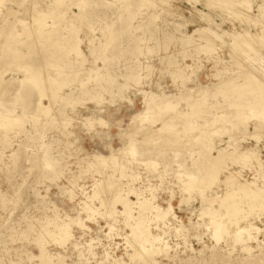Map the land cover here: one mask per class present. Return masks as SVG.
Returning a JSON list of instances; mask_svg holds the SVG:
<instances>
[{"label": "rangeland", "instance_id": "rangeland-1", "mask_svg": "<svg viewBox=\"0 0 264 264\" xmlns=\"http://www.w3.org/2000/svg\"><path fill=\"white\" fill-rule=\"evenodd\" d=\"M225 1L63 0L60 5H56L55 0L0 1V71L9 65L3 78H15L16 83L26 67L34 72V67H43L40 71L47 85L45 92L55 93L51 103L47 98L40 101V105L49 108L47 113L34 109L22 116L21 109L16 108L13 115H20L21 122L6 128L0 126V264H39L37 238H41L45 253L53 259L51 264H114L116 259L120 264H144L127 257L131 250L125 238L130 230L122 216L115 215L114 221L107 219L98 200L89 197L94 183L109 176L120 183L123 190L136 189L140 198L153 201L160 209L170 206L165 222H151L149 226L167 251L155 256L156 264H264V249L260 252L255 249L254 255L247 257L238 243L226 248L230 249L229 254L223 240L215 245L207 211L217 209V206L216 203L209 206L206 199L222 195V185H213L204 190L202 196L198 183L193 185V190L186 187V191L181 187L186 180V171L192 170L193 166L194 170L196 167L200 170L199 180L211 170L214 162L203 159V153L215 157L217 149L225 148L226 152H231L234 148V141L230 145L228 135L216 130L231 128L229 122L209 126L214 133L210 132L213 133L211 139L204 143L194 139L204 135L198 131L186 132L183 124L188 120L202 127L205 122L225 113H230L231 121H234L233 115L237 111L227 106L238 95L231 89L222 94L223 83L232 81L237 85L260 71L264 74V64L258 59L264 47L257 46L262 51L255 47L257 52H254L246 49L244 42L252 43L255 38L251 40L250 36L261 34V28L264 31V12L262 15L258 11L264 0H250V6L240 4L239 0ZM49 10L54 11L55 18L47 16L39 21L36 13ZM242 17L245 18L243 22ZM42 22L46 23L45 28ZM22 25L28 28L22 31ZM53 28L58 31L51 34L58 50L65 49V37L70 36L69 43L76 39L74 42L81 56L70 49H67L68 55L56 54L53 44L43 46L44 39L50 35L48 31ZM246 33L250 36L245 37ZM205 37L211 39L212 45L206 51ZM244 44L242 48L239 46ZM32 50L33 53L29 52ZM48 63L57 64L60 69L46 67ZM65 66L67 69L63 68ZM60 77L65 80H59ZM17 87L11 84L7 89ZM201 90L206 92L201 95ZM151 95L160 96V99L156 97L157 101L149 105L153 109L149 115L145 111ZM254 96L258 95H253L250 100ZM3 99L8 101L6 107L16 106L20 101L15 96L12 99L11 95H5ZM164 102H175L177 107L174 110L157 108ZM240 106V112L249 114L248 106ZM181 112H189L188 117H181ZM254 124V121L240 124L232 135L242 137L238 151L250 149L256 153L262 164L258 172L264 175V127L255 129ZM163 125H174L177 132H158ZM254 133L257 138L253 137ZM129 137L137 143L136 154L122 157L119 151ZM147 138L151 140L144 141ZM166 140H177V143ZM43 152H47L54 165L46 163L42 166L39 157ZM112 154L117 161L115 166L108 160ZM95 157L107 160L98 164ZM227 163V170L235 173L238 181L255 179L258 185L264 183L253 168L238 162ZM96 164L99 165L97 168L94 167ZM224 174L222 172L218 177L222 178ZM129 199L134 201L135 197L129 196ZM84 205H91L98 211L87 219V213L82 211ZM120 207L116 205V211H121ZM244 213L240 215L260 229L255 235L264 244V208L261 212L255 209ZM70 218L78 219L84 225V229L80 225H70L71 242L76 246H70L69 242L58 246L44 234L45 230H53L49 224L51 220L61 224ZM247 220L237 225L227 223L226 230L228 227L233 231ZM222 221H225L223 216ZM151 244L157 245V242ZM250 244L255 246L254 242ZM220 250L223 257H210L212 252L219 253ZM165 253L168 254L164 257L162 254ZM57 255H63L62 261H56Z\"/></svg>", "mask_w": 264, "mask_h": 264}, {"label": "bare ground", "instance_id": "bare-ground-1", "mask_svg": "<svg viewBox=\"0 0 264 264\" xmlns=\"http://www.w3.org/2000/svg\"><path fill=\"white\" fill-rule=\"evenodd\" d=\"M1 1V0H0ZM34 1V0H33ZM63 0H55V4L56 5H60V3L62 2ZM227 1V0H226ZM226 1L224 3H226ZM249 1L250 0H239V3L240 4H243L245 6H248L249 5ZM54 2V1H53ZM79 3V2H78ZM237 3V2H236ZM54 4V3H53ZM214 4V3H213ZM51 5V4H50ZM223 5V4H222ZM225 5V4H224ZM244 6L245 9H247L246 7ZM250 6V5H249ZM24 7V6H23ZM22 7V8H23ZM54 7V6H53ZM35 8V7H34ZM37 8V7H36ZM250 8V7H249ZM48 9V7H47ZM26 10V9H24ZM28 10V8H27ZM36 10V9H35ZM33 9V11H35ZM40 10V9H39ZM43 10V9H41ZM46 10V9H45ZM249 10V9H248ZM258 11H260L259 13L261 12H264V4L259 6V9ZM36 12H40L37 11ZM54 11L52 10H49L47 12H42L38 15L37 14V18L40 20H44V18H46L47 16H52V18L55 16ZM249 12V11H248ZM247 12V13H248ZM35 14V13H34ZM237 14V13H236ZM262 14V13H261ZM264 14V13H263ZM262 14V15H263ZM243 15V14H241ZM245 15V14H244ZM247 15V14H246ZM245 15V16H246ZM36 16V15H35ZM238 16V15H237ZM249 16V15H248ZM252 17V16H251ZM251 17H248L249 18V21H251ZM35 18V17H33ZM243 18L242 17V22H243ZM253 18V17H252ZM31 20V19H30ZM254 20V19H253ZM244 21H245V18H244ZM248 21V22H249ZM255 21V20H254ZM38 22V21H37ZM27 23V22H26ZM44 22H42V27L45 28L46 26V23L43 24ZM20 25V24H19ZM23 26V25H22ZM27 26V25H26ZM26 26H23L22 27V31L25 29H27L28 27ZM70 26V25H69ZM68 26V27H69ZM40 27V26H38ZM41 27V28H42ZM52 28V27H51ZM219 28V27H218ZM264 28V27H263ZM55 28H53L52 30H49L48 32L50 33L49 36H47L43 43H45L43 46H51L52 44L54 46H56L55 43H53V40H52V37L51 34L52 33H57L58 31L57 30H54ZM48 30V29H47ZM262 32L261 34L255 36V37H251L250 35H248L246 33L245 37L246 36H250L251 40L253 38H255V41L252 40V43L254 41V45L252 43H248L247 41H244L246 42V49L247 48H250V51H256L255 49L258 48V50L261 48V47H264V31L263 29L261 28ZM249 32V31H248ZM225 33V32H224ZM4 34V33H3ZM17 36V35H16ZM69 36V35H68ZM185 36H188V35H185ZM240 36V35H239ZM64 37V36H63ZM74 37V36H73ZM72 37V39H73ZM236 37V36H235ZM243 37V36H242ZM68 38H71L70 36L69 37H65V42H66V47H64L65 49L63 50V48H57V46L54 48L55 49V53H62L63 55L64 54H67L69 53V51L72 50V52H75L77 54V56H81L80 55V49H78V45L76 42H74V39L73 42L69 43V40ZM77 38V37H76ZM241 38V37H240ZM68 39V40H67ZM239 39V38H237ZM249 39V38H248ZM205 40V43L206 46H205V51L206 50H209L211 49V39L208 37V38H204ZM242 40V39H241ZM244 40V39H243ZM242 40V41H243ZM189 41V38L186 39V43H188ZM78 42V41H77ZM243 42V43H244ZM241 43V42H240ZM79 44V43H78ZM81 44V42H80ZM253 46H252V45ZM205 45V44H204ZM69 48H68V47ZM241 48L242 46H245L244 45H239ZM249 46V47H248ZM257 46H261L260 48L257 47ZM257 47V48H255ZM239 48V47H237ZM255 48V49H253ZM51 49L53 50V48L51 47ZM69 51H68V50ZM240 49V48H239ZM249 50V49H248ZM80 51V52H79ZM259 51H262V48L261 50ZM29 52H34L33 50L32 51H29ZM245 52V51H244ZM257 52V51H256ZM32 53H31V56H32ZM242 53V52H241ZM264 52L262 51V53L260 52L259 55L257 58L260 59V61H262V63L264 64ZM30 54V53H29ZM70 54V53H69ZM236 54V53H235ZM245 54V53H244ZM12 55H14V52L12 53ZM35 55V54H33ZM62 55V56H63ZM68 55V54H67ZM37 56V55H36ZM59 56V55H58ZM56 56V57H58ZM76 56V55H75ZM74 56V57H75ZM190 56V55H189ZM232 56V55H231ZM236 56V55H235ZM235 56H234V61L237 59H235ZM238 56V55H237ZM12 57V56H11ZM30 57V55H29ZM35 57V56H33ZM61 57V56H59ZM66 57V56H65ZM241 57V56H240ZM80 59L83 58V57H79ZM233 58V56H232ZM250 58V57H249ZM254 58V57H253ZM56 59V58H55ZM53 59V60H55ZM75 59V58H74ZM219 59V58H217ZM246 59V58H245ZM44 60V59H43ZM57 60V59H56ZM63 60V59H62ZM84 60V59H83ZM248 60H251V59H248ZM48 61V60H46ZM73 61V60H72ZM77 61H80L79 59ZM254 61V60H253ZM258 61V60H257ZM50 62V61H49ZM52 62V61H51ZM55 62V61H54ZM60 62V61H59ZM69 62V61H67ZM74 62V61H73ZM76 62V61H75ZM240 63L243 62V61H239ZM249 62V61H248ZM43 63V62H42ZM47 63V62H46ZM64 63V62H63ZM214 63V62H213ZM4 64V63H3ZM65 64V63H64ZM71 64V62H70ZM76 64V63H75ZM79 64H84V63H79ZM237 64V63H236ZM243 64V63H242ZM249 64V63H248ZM42 65V64H40ZM61 65H63L61 63ZM217 65L218 67V64H214V66ZM245 65V64H244ZM51 67L53 69H60V67L56 64V65H53V63H48V65H46V67ZM67 66V65H66ZM63 67V68H66ZM69 66V65H68ZM71 66V65H70ZM79 66H82V65H79ZM249 66V65H248ZM251 66V65H250ZM5 67V66H4ZM62 67V66H61ZM72 67V66H71ZM77 67V66H76ZM9 68V65L6 69H3L2 71H0V126L2 127H7V126H11L13 124H17V123H20L21 122V116L20 115H16L14 116V112L16 110V108H20L21 109V113H22V116L23 115H26L28 112H31L30 110H34V109H40L44 112L48 111V107L41 104L40 105V101L42 100V98H47L48 102L51 103V101L54 99L55 97V93H50L49 92H45L46 91V88H47V85H45V82L43 80V77L42 76V73L40 71V69H44L43 67L42 68H38L37 66L34 67V69L36 70L34 72V70L32 71L31 69H29L28 67L25 68V71H24V75H22V78L17 80L16 83H15V78H9L7 80H5L3 78V74L7 71V69ZM73 68L74 67V64H73ZM82 68V67H80ZM222 68V66H221ZM224 68V67H223ZM254 68V67H252ZM67 69V68H66ZM65 69V70H66ZM76 69V68H75ZM74 69V70H75ZM197 69V68H196ZM225 69V68H224ZM223 69V70H224ZM255 69V68H254ZM72 70V68L70 69ZM69 70V71H70ZM79 70V69H78ZM217 70V69H215ZM222 70V71H223ZM248 70V69H247ZM253 70V69H252ZM63 71V70H61ZM59 71V72H61ZM68 71V70H66ZM65 71V72H66ZM69 71H68V74H69ZM80 71V70H79ZM254 71V70H253ZM21 72V71H20ZM23 72V71H22ZM43 72V70H42ZM46 72V71H45ZM44 72V73H45ZM53 72V71H51ZM50 72V73H51ZM59 72L55 75H58ZM64 72V73H65ZM86 72V71H85ZM217 72V71H216ZM252 72V71H251ZM256 72V71H255ZM262 72V71H260ZM256 73V75H259V76H256L255 73L252 77L248 76L245 78V81L241 84H232L231 82H228V83H223L222 85V89L221 91L222 94H224V92L228 89H231L232 90V93L233 94H236L238 95V97L236 96L235 99H234V102H229L228 104V108L230 109H234L235 111H237V113H235L233 115V118L235 116V120L234 121H231L232 118H230V113H225L223 115H220L215 118H213L211 121H208V122H205L203 124L202 127L198 126L196 124V126L192 123V122H189L188 120H186V122L183 124V128L186 130V132H192V131H198L200 132V135H204L203 136H200V137H194V139H196L197 141H201V142H205L206 140H210V136L211 134H213L214 132L211 131V128L214 124L218 123V124H225L226 122L230 123L229 126L231 128H216V130L219 132L222 130L221 134H226L228 135V141L227 143L230 144V142H233V145H234V148L231 152H226L223 148L221 149H217L216 153L217 155L215 157H211V155H209V153L205 152L202 154V158L205 159V160H210L212 161L213 160V165L210 166L212 167L211 170H209V172H207L205 174V178L199 180V176H200V170L198 169V167L195 168V170L192 168V170L190 169L189 171L187 170L186 168V180L184 182H182V188H185V190L188 188L189 190H193V185L194 184H197L199 185V193L201 194L202 196V193L204 192V190L208 189V188H211L213 185H218V187L220 185H222L223 187V193L222 195H219V196H215L213 197L212 199L209 198V199H206V202L208 203V205H212L214 203H216V206H217V209H212L210 211H207V213L209 214L208 216L211 217V219L209 220L210 222V225L212 227V230H213V234L212 235V238L216 241L215 242V245H217L216 243L219 242L220 240H223L224 241V246H225V249L226 248H232L234 246L235 243H238L239 244V248L241 250V252L247 254L248 256L247 257H251L254 255L253 252H255L254 250L256 249L257 251H262L264 249V244H261L262 242H260L257 238V233H259L260 229L258 230V228L254 227V225L249 222L247 219L244 218V216H241L240 214L244 213V212H247V211H251L252 210H255L257 211H260L263 210L264 208V183L262 182V184L258 185L256 184L255 182V179L252 181V182H247V181H244V182H240L236 179V177L233 175L235 173L233 172H230L227 170V167H226V164H228L227 162H230V163H234V162H238L240 164H242L243 166H247L249 168H253L255 170V173L257 175V177H261L262 180L264 181V175H261L258 171L262 168V164L261 162L256 158L254 151L252 152V150L250 149H242L240 151H238V144H240L241 142V138H234V135L233 132L235 130V128L237 126H239L240 124H246L248 121H254L255 124H254V128L255 129H258V128H263L264 127V74L263 73ZM8 73V72H7ZM43 73V74H44ZM48 73V72H47ZM49 73V74H50ZM63 73V74H64ZM71 73V71H70ZM74 73V72H73ZM79 72L77 71V74ZM195 73V72H194ZM221 73V72H220ZM223 73V72H222ZM225 73V72H224ZM227 73V71H226ZM133 74V73H132ZM196 74V73H195ZM252 74V73H251ZM51 75V74H50ZM61 75V74H60ZM74 76H76V74H73ZM217 75V74H216ZM222 75V74H221ZM68 75H66L67 77ZM70 76V75H69ZM102 76V77H101ZM106 76V75H105ZM134 76V75H132ZM136 76V74H135ZM220 76V74H219ZM15 77V76H14ZM59 77V76H57ZM65 77V76H63ZM65 77V79H66ZM98 77L100 78H103V75H98ZM182 77V76H181ZM216 77V76H215ZM261 77V78H260ZM3 78V79H2ZM45 78H48L50 79L48 76H46ZM44 78V79H45ZM55 78V77H54ZM62 78V77H60ZM69 78V77H67ZM88 78V77H87ZM95 78V77H94ZM110 78V76H109ZM136 78V77H135ZM139 78V77H138ZM260 78V79H259ZM17 79V78H16ZM64 79V80H65ZM137 79V78H136ZM55 80V79H53ZM59 80H63L62 79H59ZM63 80V81H64ZM187 80V79H186ZM136 81V80H135ZM71 82V81H70ZM109 82V81H108ZM112 82V81H111ZM184 82V81H183ZM51 84L55 83V82H50ZM110 83V82H109ZM117 83V82H116ZM218 83V82H217ZM18 85L17 89H10L8 90L7 88H9V85ZM65 84V83H64ZM67 84V82H66ZM69 84V83H68ZM134 84V83H133ZM216 84V83H215ZM58 85V84H57ZM111 85V84H110ZM113 85V84H112ZM128 85V84H127ZM61 86V85H60ZM59 87L57 86L56 89H58ZM61 89V88H60ZM59 89V90H60ZM97 90V89H96ZM52 91V90H51ZM190 91V90H189ZM88 92V91H87ZM95 92V91H94ZM206 91H199V93L202 95L204 94ZM145 93V92H144ZM189 93V92H188ZM147 94V93H146ZM145 94V95H146ZM226 94V93H225ZM248 94H252L253 95H258V96H254L251 100L250 98L252 96H249L248 97ZM5 95H11L12 99H13V96H15V98L17 99H20L19 103H17L16 106H12V107H6V104L8 101H5V99H3V97ZM13 95V96H12ZM149 95V94H148ZM153 95V94H152ZM149 96V99L148 101H146V113H148L149 115L152 114L153 112V109L151 110L149 105L155 101H157L156 99L160 96ZM60 96V95H59ZM97 96V95H96ZM247 96V97H245ZM57 97V96H56ZM94 97V96H93ZM144 97V96H143ZM164 97V96H162ZM166 97V96H165ZM164 97V98H165ZM97 98V97H96ZM231 98V97H230ZM70 99V98H69ZM160 99V98H158ZM237 99H239L237 101ZM4 100V102H2ZM8 100V98H7ZM187 100V98H186ZM254 100V102H253ZM197 101V100H196ZM201 102H203V100H200ZM198 101V102H200ZM207 101V100H206ZM83 102V101H82ZM172 102V101H171ZM171 102H164V104H161L159 107L157 108H160V109H166V110H174L176 109V105L177 104H173ZM78 103V102H77ZM149 103V104H148ZM9 104V103H8ZM11 104V103H10ZM16 104V103H15ZM14 104V105H15ZM30 104H31V109H30ZM81 104V103H79ZM203 104V103H202ZM13 105V104H12ZM192 105V104H191ZM248 106L249 107V114H246V113H242V111L240 112V108L241 106ZM229 111V110H228ZM244 112V110H243ZM47 113V112H46ZM181 117H188L189 115V112H186V113H180ZM198 115V114H197ZM91 121V119H89ZM67 121V120H66ZM93 121V120H92ZM101 121V120H100ZM99 123L102 124L103 122L101 121ZM92 123V122H91ZM90 123V124H91ZM96 123V122H95ZM93 126V124H91ZM96 125V124H94ZM99 125V124H98ZM252 125V124H251ZM210 126V127H209ZM200 127V128H199ZM246 127V126H245ZM89 128V127H88ZM165 130H169V131H174V132H177L176 130V126L174 125H163L161 126L160 129H158V132H162V131H165ZM183 130V129H182ZM215 130V132H216ZM224 131V132H223ZM210 132H213V133H210ZM134 134V133H133ZM132 134V135H133ZM128 135V134H127ZM126 135V136H127ZM248 135V134H247ZM130 136V135H129ZM250 136V135H248ZM257 134L254 133L253 137L254 138H257ZM122 137V135H121ZM250 138V137H249ZM179 138H177L178 140ZM259 139V138H258ZM122 140V139H121ZM151 139H145L144 141L146 142H149ZM177 140H174V142L172 141H168L166 140L165 142H170L172 144L174 143H177ZM227 140V139H226ZM137 141V140H136ZM264 141V139H263ZM124 142V147L119 151L121 152V155H123L122 157L124 156H133L136 154V145L137 144L135 142V140L133 138H128V140H125L123 141ZM200 142V143H201ZM221 142V141H220ZM257 143V142H256ZM227 144L226 147L229 145ZM232 144V143H231ZM230 144V145H231ZM232 145V146H233ZM122 146V145H121ZM231 148V147H229ZM119 149V148H118ZM240 149V148H239ZM227 150V149H226ZM109 151V150H108ZM115 151V150H114ZM113 151V152H114ZM111 152V153H113ZM117 153V152H116ZM118 155V154H117ZM120 155V156H121ZM119 156V157H120ZM120 157V159L122 158ZM42 161V166L44 167V165L46 163H50L51 165H54L53 161H51L48 157V154L47 152H43L42 154H40V157H39ZM85 158V157H84ZM87 158V156H86ZM107 158V157H106ZM95 159L97 160L98 164H100L99 162H101L103 164V162L105 163L107 159H105L104 157H95ZM123 159V158H122ZM85 160V159H84ZM108 160L111 161L112 163V166L116 164V162L114 161L115 160V155H111L110 157H108ZM119 161V160H118ZM85 162H87V160H85ZM88 163V162H87ZM145 163V162H144ZM96 164L94 165V167H98L99 165ZM117 165V164H116ZM125 164L122 165V167H125L124 166ZM242 167V166H241ZM104 169V168H103ZM246 169V168H245ZM259 169V170H258ZM86 170V169H85ZM96 170V169H95ZM243 170V169H242ZM227 171V172H226ZM81 172V171H80ZM226 173L223 175L222 178H219V174L220 173ZM239 172V171H238ZM121 174H124V173H121ZM107 175V174H106ZM113 175V174H112ZM126 175V174H125ZM240 175V174H239ZM127 176V175H126ZM110 177V178H109ZM106 180H100L96 183H94V185L92 186L93 188V191H92V196L90 195L89 197L92 198V200L95 198L98 200V204H99V208L105 210L103 213L105 215V217L107 219H111L114 221V216L115 215H118L120 214L119 216H122L123 218V221L126 223V225L128 226L129 230H130V233H128L129 235L126 236L125 238V241L127 243V246H129L130 250H131V253L127 256L129 258L130 261H142L144 264H156L155 263V256L161 254L162 252H167L166 251V247L164 246V243L162 244V241L161 239L158 237V235L156 234H152V232L150 231V224L151 222H156V223H163L165 222V220L168 219V216L170 214V206H168V208L166 209H160L158 206H155L152 202L153 201H150L148 199H144L143 197L140 198L139 194L137 191H135L134 189H128V190H123L122 189V185L120 183H118L116 180H114V178H111V176H109ZM121 177V176H120ZM128 177V176H127ZM179 177V176H178ZM256 177V176H255ZM125 178V177H123ZM129 178V177H128ZM180 180V179H178ZM75 181V180H73ZM242 181V180H241ZM179 182V181H178ZM180 184V185H181ZM73 185V184H72ZM187 187V188H186ZM124 188V187H123ZM131 188V187H130ZM133 188V187H132ZM150 189V188H149ZM215 189V188H214ZM188 190V191H189ZM187 191V190H186ZM107 193L110 195L109 198ZM187 193V192H186ZM101 194H103V196L107 195V197H102L100 196ZM204 194V193H203ZM69 195V194H68ZM129 196H134L135 197V200L134 201H131L129 199ZM199 196V195H198ZM189 198V197H188ZM187 198V199H188ZM203 198V197H202ZM71 200V198H69ZM201 199V198H200ZM87 200V199H86ZM151 200H153V198H151ZM185 200V199H184ZM203 200V199H202ZM86 202V201H85ZM91 201L89 200V203ZM205 202V200H204ZM204 204V203H203ZM116 205H119L121 206V211H116V208L115 206ZM91 206V205H90ZM90 206H87V205H84L83 206V209L82 211L87 213V219H90L91 218V215H93L96 211L98 210H95L94 207L93 209L90 207ZM134 208H135V212H134ZM55 210V209H54ZM208 210V209H207ZM224 211V214L222 215L221 214V211ZM220 211V212H219ZM52 213V212H50ZM206 213V212H205ZM217 213H219L220 215H222L224 218H225V221H222V216L218 217ZM249 213V212H248ZM254 213V212H253ZM252 213V214H253ZM102 214V213H101ZM246 214V213H244ZM258 214V212H257ZM55 215V214H54ZM103 215V216H104ZM240 215V216H239ZM250 215V213H249ZM247 216V215H246ZM245 216V217H246ZM59 217V216H58ZM52 218V217H51ZM67 218V217H66ZM173 218V216H172ZM54 219V218H53ZM175 219V218H174ZM50 220V219H49ZM68 222L66 223H56L54 222V220H51L49 222V224H52L53 226V230H45L44 231V234L47 235L50 240L52 242H54L56 245L58 246H63L65 243L69 242V244H71L70 246H76L75 244H73L71 242V238H72V235H71V232H70V225L71 224H76L77 226L80 225L82 228L84 227V225L78 220V219H67ZM86 220V219H85ZM212 220V221H211ZM242 220H247L245 221L244 224H241L239 225L235 230L233 231H230L228 230V227H227V230H226V226H227V223L228 224H239L241 223ZM95 221V220H94ZM106 221V220H105ZM122 221V222H123ZM48 222V221H47ZM83 222V221H82ZM116 222V221H115ZM168 224V223H167ZM226 224V226H225ZM232 226V225H231ZM75 227V225H74ZM81 227L79 228L81 230ZM126 227V226H125ZM234 227V226H233ZM235 228V227H234ZM84 229V228H83ZM113 229V228H112ZM211 229V228H210ZM109 230H111V227L109 226ZM212 232V231H211ZM256 234V235H255ZM46 237V236H45ZM125 237V236H124ZM123 238V237H122ZM124 239V238H123ZM96 240V239H95ZM77 242V241H76ZM90 242V241H89ZM152 242H157V245H153L151 244ZM166 242V241H165ZM251 242H254L255 243V246L253 247L252 244H250ZM231 243V244H230ZM36 244H37V249L38 250V255L36 256V258L39 260V264H51L52 263V258L49 257L46 253H45V250H44V243L43 241L41 240V238H37L36 239ZM148 246V247H147ZM175 246V245H174ZM213 246V245H212ZM69 248V247H68ZM74 248V247H73ZM211 249V247H210ZM222 249V248H221ZM88 250V249H87ZM227 250V249H226ZM230 250V249H229ZM227 250V252L229 251ZM233 250V249H232ZM74 251V249H73ZM222 250L218 251L217 252H212L210 257L213 258L214 256H217V257H223L224 255H221L220 252ZM231 252V251H230ZM89 253V252H88ZM58 254V253H57ZM168 253H165V254H162L163 256L167 255ZM229 254V252H228ZM78 255V254H77ZM63 256V255H62ZM62 256L60 255H57L56 256V261H59L62 259ZM92 256V255H91ZM164 256V257H165ZM169 256V255H168ZM77 257V256H76ZM78 257H80L78 255ZM107 257V256H105ZM110 257V256H109ZM55 258V257H53ZM64 260V259H63ZM118 259L115 260L114 264H120V262L117 261ZM55 261V263H56ZM62 261V260H61ZM120 261V260H119ZM204 262V261H203ZM58 263V262H57ZM106 263V262H105ZM9 264H17L16 262H10ZM61 264V263H60ZM113 264V262H112ZM122 264V263H121Z\"/></svg>", "mask_w": 264, "mask_h": 264}]
</instances>
